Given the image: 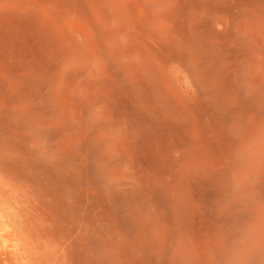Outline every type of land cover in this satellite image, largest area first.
Here are the masks:
<instances>
[{"label": "rangeland", "instance_id": "obj_1", "mask_svg": "<svg viewBox=\"0 0 264 264\" xmlns=\"http://www.w3.org/2000/svg\"><path fill=\"white\" fill-rule=\"evenodd\" d=\"M0 208V264H264V0H0Z\"/></svg>", "mask_w": 264, "mask_h": 264}, {"label": "bare ground", "instance_id": "obj_2", "mask_svg": "<svg viewBox=\"0 0 264 264\" xmlns=\"http://www.w3.org/2000/svg\"><path fill=\"white\" fill-rule=\"evenodd\" d=\"M4 216H5L4 211H3V209L0 208V220ZM12 251H13L14 255H16V257H21V254L23 252L21 250V248L17 247L16 245H14V247L12 248Z\"/></svg>", "mask_w": 264, "mask_h": 264}]
</instances>
